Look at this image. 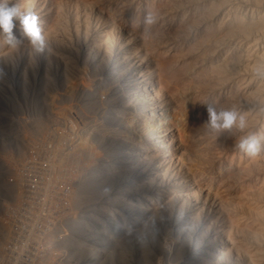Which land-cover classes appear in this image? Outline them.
<instances>
[{
    "label": "rangeland",
    "instance_id": "374dc122",
    "mask_svg": "<svg viewBox=\"0 0 264 264\" xmlns=\"http://www.w3.org/2000/svg\"><path fill=\"white\" fill-rule=\"evenodd\" d=\"M23 1L24 3L20 4L21 10H31L37 14L46 38L54 30V23L56 24L59 12L64 13L69 18L65 19L63 25L66 28V33H57V39L58 41L61 40V43L56 44L55 41L47 40L49 47L43 55L34 52L28 38L23 34L19 20H14L15 27L13 29V34L22 43L19 47L14 48L8 45L3 33L0 32V48L5 47L4 51L0 53V68L6 73V75L0 76V264H228L226 261L233 264H247L248 260L251 261V264H264L262 262L264 260V237H262L263 240L259 241L258 246L254 245L251 240L247 241L244 249L247 247L248 253L242 250V257L237 250L234 252V250L222 249L225 246L219 239V248L211 256L212 245L218 239L216 226L221 224L222 219L216 216L217 211L210 204H205L210 199L204 188V184H208L218 198L220 196L219 191L225 195L228 193L226 196L231 199L233 204L239 203L240 208L256 205L261 207L264 213V196L262 195L264 194V157H249L236 149L234 144L238 142L243 133L234 129L231 137L227 133L216 134V136L209 135L212 138L209 139V145L206 143V146L210 147L206 151L203 150L204 152L200 151V157L190 152L182 153L183 156L179 153V148L176 149L172 146L171 156H174V159H171L172 168L169 169L170 166H168L167 170L163 157H167L168 154L165 151V154H159L164 145H161L160 142L151 141L150 123L155 115L152 109L158 108H155L148 98L149 95L151 96L150 90L153 87L163 89L164 94L165 90L173 88L172 90H175L174 92L177 94L182 119L186 118L185 122L183 120L184 123L181 124L185 125L182 126L183 129L180 126L182 130L180 127L177 130L175 106L166 105L164 108L158 109V120H163V125L168 128L166 144L175 139L178 145L185 146L191 136V131H197L199 129L197 123L204 120L203 117L206 116L207 101H213L212 97L215 98L216 94L215 99L219 103L225 102L227 104L229 102L227 104L229 108L243 105L246 110L250 109L247 112L249 122L247 131L264 133V112L260 111L264 108V80L255 75V69L264 62V19L263 22H259V19L262 20L264 16V1L255 0L259 3L257 6L254 0H230V3H224L223 7L221 6L216 15L213 16L208 12L210 10L208 6L211 3H203L202 14H204H201L200 18H205L208 15L207 19L212 20L210 21L212 24L210 25L208 21L209 25L207 23V27H202V29L207 31V34L217 29L218 32H221V37L222 33L225 35L222 38L220 36L212 37V40L218 43L215 47L211 46L209 43L211 41L208 39L207 49L204 45L206 33L201 27L190 32L192 35L190 34L186 40L170 39L179 28L181 30L184 27V24L182 27V24L172 23L175 25L174 30L171 25H161L163 23L160 20L161 15L167 16L164 7L169 4V0H144V2L143 0H99L101 3L98 0ZM214 1L216 3V0H212V2ZM221 1L217 0L218 4ZM9 2L11 6L17 4L18 0H9ZM134 2L135 4H133ZM99 5H102L101 7L104 9L106 8L107 12L98 10ZM149 8L151 10L158 9L156 12L158 11V17L160 16L161 26L158 25L159 20L158 27L156 24L154 27L149 26L151 27L150 31L152 30L151 33L155 31L153 38L155 37L156 40L155 38L149 40L151 37L145 36L142 32H145V26L142 22L143 14ZM87 10L88 12H86ZM235 10L239 20L243 19L244 23L249 19L255 21L254 23L249 21L253 24H248V22L244 26L238 24L240 21L237 20L239 26L237 25L236 29L242 28L244 33L241 29V33L237 32L230 35L231 31L228 32L227 27L231 30L228 25L237 18ZM90 15L93 19L96 16V22L102 20L103 23L104 21L109 23L108 16L113 15H115L113 17L117 16L119 19H116L120 22H123L118 21L119 23L116 24L110 22L112 25L104 23L107 26L103 27L105 33L101 34L103 37L101 46L91 31ZM100 15L103 18L99 17ZM104 15H107L106 18ZM232 16H234L233 20H231ZM135 17L141 21H137ZM244 17L248 20H245ZM213 18L215 22L217 21L216 24ZM126 20L128 22H125ZM229 20L231 21L227 23ZM138 22H142L141 31ZM212 25H216V28ZM255 25L256 27H254ZM168 26L169 28H167ZM136 28L138 30H135ZM245 28L247 29L245 30ZM253 28L256 30H252ZM162 29L168 34L163 33ZM59 33L62 37L58 35ZM170 33L172 34L170 35ZM156 34L162 35V37L159 38ZM128 36L133 38V44L126 50L127 53L138 52L146 60L153 47L151 52L156 51L157 54H154L158 55L157 67L154 68L153 66L151 77L147 82L151 89L144 87L143 81H141L143 75L140 74L137 65H134V70H131L130 66L122 61L125 59L122 53H124ZM202 36L204 37L202 38L203 41H199ZM164 37L163 41L161 38ZM217 37L221 39L216 41ZM144 40H147V43L152 42L150 50H148L149 46ZM196 40L199 41L198 43L195 42L197 44L191 43ZM122 42L125 44H121ZM171 43L173 45L176 43V46H172ZM227 43H230V48ZM193 46L197 47V50ZM226 46L229 48L227 53L224 52L228 49ZM95 48L96 50L102 48V50L99 52V49L97 52ZM187 48H189L188 51ZM192 49H195V52ZM182 50L186 52H184L186 55L182 54L185 59L176 62L178 64L173 70L174 73L164 71L166 64H171V60L180 58L181 53L179 54V52L183 53ZM189 52L195 53L194 55L191 54L195 59L191 62L198 60L200 64L190 63L189 60H192V57ZM227 54L231 55V58L233 54L236 55H233V59L230 60ZM208 56H212L213 60H207L206 63L205 58ZM187 59L188 61H186ZM229 60L233 65H235L234 63L236 65H232V71H222V65L225 62H230ZM210 61H213L214 64L212 65L213 62L209 63ZM128 62L131 65L129 58ZM181 62H183L184 67L180 65ZM204 64L208 66L204 67ZM181 66L187 71L181 69ZM188 66L191 69H187ZM201 66L203 72H200ZM178 68L185 73V79L184 81L181 80L180 83L172 79L176 76L175 72L177 74ZM208 68L213 72L209 73ZM159 72H162L161 75H163L161 76ZM217 73L221 74L219 75L221 81L218 78L217 80L216 76L211 79L209 75L213 76ZM209 77L212 80L210 81L211 87L208 85ZM193 79L194 81H192ZM196 81L197 83H195ZM173 82H178L177 84L180 85ZM205 82L206 84H204ZM172 85H177L179 88L182 86V89ZM185 85L186 87L187 85L194 86L192 90H189L193 93L189 92ZM201 86H204V89L201 92L197 91L202 88ZM213 87L214 89H211ZM207 88L211 92L208 90L205 92ZM142 93L145 97L142 96ZM189 93L190 96L188 97ZM197 94L202 98H199ZM208 95L211 96L210 99L207 98ZM139 97H143V100H140ZM217 101L215 104H218ZM193 104L198 105L196 106V113L199 112L197 113L198 120L202 116L200 121L197 120L195 105ZM203 104L206 109L201 106ZM35 119L40 120L37 123ZM190 120H193L194 124L193 121L190 123ZM186 121L188 122L186 123ZM186 125L189 126L187 129ZM34 127L35 130H33ZM209 136L208 138H210ZM159 147H161L160 150ZM145 148L148 149L147 152ZM210 150H212L211 153ZM75 157L77 159L73 161ZM86 157L90 160H87ZM78 158H80L79 161ZM91 159L94 161L93 163ZM208 159H213L211 161L213 164ZM205 162L210 163L211 166L208 163L206 165ZM95 166L96 169L99 167L97 169L99 171L98 179L92 178V168ZM208 167L210 169L205 170ZM212 167L214 172H218L211 171ZM254 167L257 169L255 170ZM173 169L178 170L180 177H175ZM240 171L243 172L239 173ZM244 172L245 174L241 177ZM213 174L214 176L209 179V176ZM237 174L241 175L238 177ZM244 176L249 177L244 178ZM177 178H181V182H177ZM184 180L192 185L194 193L198 195V201L189 195L185 189L187 184L182 183ZM241 182L243 183L241 184ZM230 183H234L235 186ZM81 187L84 188V192L81 191ZM87 187H96V189L91 191ZM241 187L249 190L246 191ZM260 196H263V199H260ZM211 197L216 201L214 195ZM204 199H208L207 202ZM240 199L243 200L240 201ZM245 199H248L249 202H247L248 200L245 202ZM238 219L243 222L245 229L257 231V229L262 228L264 230V222H260V225L256 219L252 218L251 220V217L247 218L243 214H240ZM145 222H147V227H145ZM130 226L136 230L132 234L128 232ZM97 233L98 235H96ZM239 235L241 232L238 233ZM241 236H239L240 239H242ZM251 251L252 253H250ZM254 254L255 256H253Z\"/></svg>",
    "mask_w": 264,
    "mask_h": 264
},
{
    "label": "bare ground",
    "instance_id": "6f19581e",
    "mask_svg": "<svg viewBox=\"0 0 264 264\" xmlns=\"http://www.w3.org/2000/svg\"><path fill=\"white\" fill-rule=\"evenodd\" d=\"M33 2H34V0H32ZM36 1V0H35ZM99 1V0H98ZM170 1V2H169ZM168 2H169V4L166 6V7H164L165 9L164 10H166V14H167V16H164L163 17V15H161L162 17H161V22H163V23H161V25L162 24H165V26L166 25H171L173 28V30H174V26L175 25H173L172 23H176V25H181L182 24V27H183V24H184V27L183 28H181V30H179L178 29V27L176 26V28L178 29L176 32H175V34L173 35V36H171V40L172 39H180V40H186L187 38H188V36H190V34L192 35V33H190V32H192L193 30H197L198 28H200L201 27V29H202V27L204 28V27H207V23H208V21L210 22V21H212V20H208L207 19V17H208V15H207V17L205 16V18H200L201 17V14H202V10H203V8H202V6H203V3L204 4H206L207 2H210L211 4L208 6V8L210 9L208 12H209V14L210 15H216V13H217V11L219 10V8L224 4V3H226V2H228V3H230L229 1L230 0H220L221 2H219V4H218V2H217V0H216V3H215V1L214 2H212V0H169ZM237 1V0H236ZM240 1V0H239ZM247 1V0H246ZM251 1V0H250ZM264 1V0H263ZM15 2V1H14ZM100 2V1H99ZM103 2V1H102ZM111 2V1H110ZM132 2V1H131ZM138 2V1H137ZM143 2H144V0H143ZM168 2H166V3H168ZM24 3V1L23 0H18V3L17 4H23ZM65 3V2H64ZM97 3V2H96ZM101 3V2H100ZM165 3V4H166ZM227 3V4H228ZM235 3V2H234ZM254 3L257 5V6H259V3H258V1H255L254 0ZM261 3V2H260ZM34 4H36V3H34ZM104 4H106V3H104ZM133 4H135V2L133 3ZM137 4V3H136ZM208 4V3H207ZM216 4V5H215ZM240 4H241V2H240ZM96 5V4H95ZM130 5V4H129ZM229 5V4H228ZM232 5H234L233 3H232ZM32 6V5H31ZM102 5H99L98 7H97V9L98 10H100V11H106L107 12V10H105L104 8H102L101 7ZM104 6H107V5H104ZM131 6V5H130ZM165 6V5H164ZM206 6V5H205ZM225 6H226V4H225ZM235 6V5H234ZM256 6V7H257ZM261 6V5H260ZM95 7V6H94ZM153 7V6H152ZM204 7V6H203ZM223 7V6H222ZM229 7V6H228ZM36 8V7H35ZM86 8V7H85ZM90 8V7H89ZM132 8V7H131ZM207 8V7H206ZM251 8H252V6H251ZM259 8V7H258ZM150 10H151V8H149ZM149 9H146V11H148ZM161 9H163L162 7H161ZM237 9V8H236ZM153 10V9H152ZM156 10H158V9H156ZM155 10V11H156ZM160 10V9H159ZM259 10V9H258ZM60 11V10H59ZM90 11V10H89ZM93 11V10H92ZM162 11V10H161ZM204 11H206V10H204ZM222 11V10H221ZM232 11V10H231ZM238 11V10H237ZM244 11V10H243ZM63 12V11H62ZM86 12H88V10L86 11ZM94 12V11H93ZM109 12V11H108ZM208 12H206L207 14H208ZM235 12V15L236 14H238V13H236V10L234 11ZM251 12V11H250ZM250 12H249V14H250ZM263 12V11H262ZM120 13V12H119ZM157 13H158V11H157ZM165 13V12H164ZM219 13H220V11H219ZM233 13V12H232ZM241 13V12H240ZM243 13V12H242ZM88 14V13H87ZM90 14V13H89ZM91 14H94V13H91ZM101 14V13H100ZM103 14H105V13H103ZM110 15H111V13H109ZM113 14V13H112ZM123 14V13H122ZM159 14H161V13H159ZM204 14V13H203ZM202 14V15H203ZM227 14V13H226ZM234 14V13H233ZM257 14H259V13H257ZM76 15V14H75ZM74 15V16H75ZM77 15H79V14H77ZM102 15V14H101ZM101 15L99 16V17H101ZM118 15V14H117ZM123 15H125V14H123ZM122 15V16H123ZM127 15V14H126ZM143 15H145V13L143 14ZM142 15V16H143ZM191 15V16H190ZM206 15V14H205ZM221 15V14H220ZM67 15H65L64 13H60L59 12V15L57 16V20H56V24L54 23V25H55V28H54V30L52 31V32H50L47 36V40H52L53 42L55 41L56 42V44L58 43H61V40L60 41H58V39H57V33L58 32H65L66 33V28H64L63 27V25H64V23H65V19H68L67 17H66ZM74 16H73V18H74ZM88 16V15H87ZM97 16H98V14H97ZM103 16V15H102ZM105 16V15H104ZM107 16V15H106ZM106 16H105V18H106ZM113 16H115V15H113ZM113 16H108V18H109V20H110V22L112 23V24H116V23H119L120 21L118 20L119 18L116 16V17H113ZM119 16V15H118ZM121 16V17H122ZM192 18H190V17ZM237 16V18L236 19H234L233 20V18H234V16H232V19L231 20H233V22L231 21V20H229L227 23H229L230 21V23H232V24H227L228 26H230V29L231 30H229L228 29V27H227V30H228V32H230L229 34L230 35H232L233 33H237V32H240L241 33V29L240 30H238V29H236L237 28V25L240 23L241 25H244L245 26V24L246 23H248L249 21H252L251 19H249V21H247L246 23H244V21H243V19L242 20H239V17H238V15H236ZM241 16H242V14H241ZM72 17V16H71ZM70 17V18H71ZM85 17V19H86V16H84ZM94 17V16H93ZM96 17V16H95ZM95 17H94V19L91 17V15L89 16V24L91 23V31L93 32V34L96 36V38L98 39V42L101 44V43H103V37H102V33H105V29L103 28V27H106L107 25H104V23L105 24H109V23H107V22H105L104 21V23L103 22H101L102 20H97V22L95 21ZM120 17V16H119ZM126 17V16H125ZM160 17V16H159ZM203 17V16H202ZM217 17H219V16H217ZM227 17V16H226ZM225 17V18H226ZM255 17V16H254ZM257 17H259L260 18V16L259 15H257ZM101 18H103V17H101ZM116 18H118V19H116ZM136 19H137V17H135ZM139 18V17H138ZM143 18H144V16H143ZM224 18V17H223ZM245 18V17H244ZM99 19V18H98ZM127 19H128V17H127ZM136 19H134V20H136ZM140 19H142V17H140ZM207 19V20H206ZM220 19V18H219ZM227 19V18H226ZM240 19H241V17H240ZM248 20V18H245V20ZM253 19V18H252ZM256 19V18H255ZM263 19H264V16L262 17V20L261 19H259V22L261 23V21L263 22ZM46 20V22H47V18L45 19ZM87 20V19H86ZM108 20V19H107ZM159 20V19H158ZM160 20H159V23H158V25H160ZM216 20H218L217 18H216ZM228 20V19H227ZM237 20H239L240 22H238V24H237ZM258 20V19H257ZM256 20V21H257ZM119 21V22H118ZM137 21H141V20H139V19H137ZM213 21H214V18H213ZM219 21H221V19L219 20ZM254 21L255 20H253L252 22L254 23ZM45 22V23H46ZM123 22V21H122ZM122 22H120V23H122ZM125 22H128L127 20L125 21ZM142 22H143V20H142ZM142 22L140 23V22H138V23H140V25H139V29H140V31H141V28L140 27H142L143 25H142ZM215 22V21H214ZM217 22V21H216ZM216 22H215V24H216ZM223 22H225V21H223ZM42 23V22H41ZM110 23V25H112ZM251 22H249L248 24H250ZM253 23H251V24H253ZM260 23H258V24H260ZM88 24V25H89ZM123 24H125V23H123ZM131 24V23H130ZM134 24V23H133ZM136 24V23H135ZM212 24V22H210V25ZM218 24V23H217ZM226 24V23H225ZM247 24V25H248ZM256 24H257V22H256ZM54 25H52V26H54ZM68 25V24H67ZM160 25V26H161ZM208 25H209V23H208ZM220 25V24H219ZM218 25V26H219ZM226 25V26H227ZM246 25V26H247ZM66 26V25H65ZM137 26V25H136ZM156 26H157V24H156ZM159 26V27H160ZM169 26L167 27V28H169ZM212 26H214L215 28H216V25H212ZM217 26V27H218ZM239 26V25H238ZM45 27H47L46 25H45ZM63 27V28H62ZM66 27H68V26H66ZM90 27V26H89ZM114 27V26H113ZM152 27H154V25L152 26ZM158 27V26H157ZM157 27H155L156 29H161V28H157ZM213 27V28H214ZM251 27H253V26H251ZM254 27H256V25L254 26ZM262 27V26H261ZM73 28V27H72ZM110 28H112V27H110ZM135 28V27H134ZM143 28V27H142ZM149 28H151V27H149ZM154 28V29H155ZM165 28V27H164ZM240 28V27H239ZM258 28V27H257ZM264 28V27H263ZM262 28V29H263ZM43 29V28H42ZM53 29V28H52ZM154 29H153V31H154ZM200 29V30H201ZM207 29V28H206ZM211 30H212V28H210ZM247 28H245V30H246ZM251 29V28H250ZM249 29V30H250ZM45 30V29H44ZM99 30H101V31H99ZM108 30H109V28H108ZM107 30V31H108ZM132 30H134V29H132ZM135 30H138L137 28L135 29ZM167 30V29H166ZM170 30V29H169ZM199 30V31H200ZM203 30V29H202ZM201 30V31H202ZM207 30H209V29H207ZM210 30V31H211ZM214 30V29H213ZM248 30V31H249ZM252 30H256V29H252ZM258 30V29H257ZM16 31V30H15ZM152 31V30H151ZM161 31H163V29L161 30ZM161 31H159V32H161ZM204 32H205V30H203ZM217 31V33H215ZM219 30H215V31H211V33H209V34H207L208 32L206 31L205 33H206V36H205V41H204V45H205V47H206V43H208L209 41H207L208 39L211 41V42H209V43H211V46L213 47H215V46H217L218 45V43L217 42H215V41H213L212 40V37H216V36H220L221 34V32H218ZM222 31H223V29H222ZM91 32V33H92ZM143 33H144V31H142ZM155 32V31H154ZM154 32H152L153 33V35L152 36H150L151 37V39H149V40H152V38H153V36L155 35L154 34ZM156 32L158 33V31L156 30ZM203 32V33H204ZM224 32V31H223ZM225 32L227 33V31L225 30ZM242 32H243V29H242ZM258 32H260V31H258ZM64 33V34H65ZM137 33H139L138 31H137ZM163 33H167V32H164L163 31ZM239 33V34H240ZM244 33V32H243ZM247 33V32H246ZM254 33V32H253ZM2 34V33H1ZM106 34H107V32H106ZM109 34H110V32H109ZM161 34V33H160ZM168 34V33H167ZM172 33H170V35H171ZM228 34V33H227ZM59 36H61L62 37V35H60V33L58 34ZM156 35H158V34H156ZM165 35V34H164ZM170 35H169V37H170ZM203 35V34H202ZM223 35H224V33H222V37H223ZM243 36H244V34H242ZM256 35V34H255ZM261 35V34H260ZM58 36V37H59ZM64 36V35H63ZM160 36L162 37V35H158V37L160 38ZM165 36H167V35H165ZM225 36V35H224ZM238 36V35H237ZM240 36V35H239ZM67 37H68V35H67ZM105 37V36H104ZM221 37V36H220ZM221 37V38H222ZM155 38V37H154ZM153 38V39H154ZM202 38H204L203 36L202 37H200V40L199 41H201L202 40ZM221 38H218L217 37V39H215L216 41L218 40V39H221ZM227 38H228V36H227ZM2 39V38H1ZM59 39H61V38H59ZM66 39V38H65ZM97 39H95V40H97ZM106 39H108V38H106ZM162 40L163 39H165V37L164 38H161ZM168 39V38H167ZM192 39V38H191ZM95 40H94V43H95ZM155 40H156V38H155ZM162 40H158V41H162ZM179 40V41H180ZM237 40V39H236ZM4 41V40H3ZM2 41V42H3ZM104 41H105V39H104ZM126 41H127V43H126V47H124V53H122L124 56H125V59H122V61H125V63L128 65V66H130V68H131V70H134L133 68H134V65H137V67H138V69H139V71H140V74H142L143 76H142V80L141 81H143V84H144V87L146 88V89H151V88H149L148 87V85H149V83H147L148 82V80L150 79V77H151V74H152V70H153V66H154V68H156L157 67V65H156V60H157V56L158 55H155L154 53H156V51L155 52H151L152 51V48L150 47V45L152 46V42H150V43H147V40L145 41L146 43H147V45L149 46L148 48V50H150V48H151V50L149 51L150 53H148V57H147V59L145 60L142 56H140L139 55V53L138 52H134V54H130V53H127V49H129L130 48V45L131 44H133V38L131 37V36H128V38L126 39ZM157 41V42H158ZM164 41V40H163ZM166 41V40H165ZM188 41V40H187ZM189 41H191V40H189ZM198 41V42H199ZM203 41V40H202ZM223 41V40H222ZM1 42V41H0ZM156 42V41H155ZM195 42H197V40L196 41H194V42H191V43H195ZM197 42V43H198ZM213 42H214V45H213ZM227 42V41H226ZM5 43V42H4ZM93 43V44H94ZM106 43V42H105ZM125 44V42H122L121 44ZM153 43H154V41H153ZM190 43V45L192 46V44ZM197 43H195V44H197ZM202 43V42H201ZM216 43V44H215ZM220 43V42H219ZM92 44V43H91ZM98 44V43H97ZM144 44V43H143ZM159 44V43H158ZM172 44V46H176V43H175V45H173V43H171ZM178 44V43H177ZM181 44H182V42H181ZM194 44V45H195ZM228 44V43H227ZM142 45V44H141ZM154 45H156V44H154ZM169 45H170V43H169ZM180 45V44H179ZM209 45V44H208ZM222 45V44H221ZM229 46V48H230V43L228 44ZM100 46V45H99ZM101 46H102V44H101ZM105 46V45H104ZM161 46V45H160ZM163 46V45H162ZM164 46H167V45H164ZM225 46V45H224ZM223 46V47H224ZM3 47V46H2ZM93 47V46H92ZM94 47H96V46H94ZM120 47V46H119ZM139 47H141V46H139ZM146 47V46H145ZM200 47H202V46H200ZM208 47V46H207ZM207 47H206V49H207ZM227 47V46H226ZM225 47V48H226ZM227 47V48H228ZM5 48V47H4ZM4 48H0L1 50H0V53H1V51H4L3 49ZM97 48V47H96ZM96 48H95V50H96ZM105 48V47H104ZM123 48V47H122ZM142 48V47H141ZM155 48H156V46L154 47V50H155ZM159 48V47H158ZM167 48V47H166ZM193 48H195L194 46H193ZM197 48V47H196ZM195 48V49H196ZM217 48V47H216ZM222 48V47H221ZM229 48L228 49H226V50H224V52H226L227 50H229ZM100 48H98L96 51L98 52V50H99ZM162 49H164V48H162ZM188 49L189 48H187L186 50L188 51ZM194 49V50H195ZM203 49V48H202ZM205 49V48H204ZM203 49V50H204ZM210 49H211V47H210ZM220 49V48H219ZM102 50V48L99 50V52ZM166 50V49H165ZM193 50V49H192ZM193 50V51H194ZM197 50V49H196ZM200 51H201V49H199ZM216 50V49H215ZM218 50V49H217ZM104 51V50H103ZM183 51V50H182ZM209 51V50H208ZM107 52V51H106ZM158 52V51H157ZM184 52L185 51H183V53L182 52H179V54L181 53V56H180V58L178 57V56H176V57H178V59H176V60H174V61H170V63L171 64H169L168 62V64H166V66L164 67V68H166V70H164V71H167V72H170V71H172L173 72V70H175L176 69V65L178 64V63H176V62H180L181 61V59H185L184 58V56H182V54H184ZM195 52V51H194ZM190 53V56H191V54H195V53ZM206 52H207V50H206ZM211 52V51H210ZM186 53V52H185ZM198 53H199V51H198ZM202 53V52H201ZM207 53H209V52H207ZM227 53V52H226ZM103 54V53H102ZM157 54V53H156ZM158 54H159V52H158ZM178 54V55H179ZM184 55H186V54H184ZM188 55V54H187ZM198 55V54H197ZM199 55H202V54H199ZM228 56V58L231 60V59H233V57L236 55V54H233L232 55V58H231V55H229V54H227ZM95 57V56H94ZM129 58V60H130V63H131V65H129V62H128V58ZM130 57H133L132 59L130 58ZM192 57V60H189L190 61V63H193V64H195V63H198L199 61L197 60V62H191V61H193V56H191ZM190 57V58H191ZM195 57V56H194ZM206 57H207V55H206ZM214 57V56H213ZM165 58V57H164ZM175 58V57H174ZM186 58H187V56H186ZM189 58V59H190ZM197 58V57H196ZM202 58V57H201ZM205 58V57H204ZM216 58V57H215ZM214 58V59H215ZM237 58V57H236ZM172 59V58H171ZM206 60H205V62L207 63V60H211L212 59V56H208V58H205ZM168 60V59H167ZM195 60V59H194ZM213 60V59H212ZM229 60V61H230ZM234 60H235V58H234ZM186 61H188V59L186 60ZM202 62H203V59L201 60ZM200 61V62H201ZM227 61H228V59H227ZM236 61V60H235ZM234 61V62H235ZM238 61V60H237ZM261 61V60H260ZM184 62H185V60H184ZM204 62V63H205ZM213 61H210L209 63H212ZM183 62H181V64L180 65H184V64H182ZM238 64H239V62H237ZM258 63H260V62H258ZM264 63V62H263ZM263 63H262V65H263ZM162 64V63H161ZM189 64V63H188ZM198 64H200V63H198ZM214 64V62L212 63V65ZM235 65H236V63H234ZM237 64V65H238ZM179 65V66H180ZM186 65V64H185ZM203 65V64H202ZM210 65V64H209ZM232 62L230 61V62H225L223 65H222V67H223V69H222V71H224V70H226V71H230L231 70V68H232ZM235 65H233V66H235ZM251 66H252V63L250 64ZM257 65V64H256ZM260 65H261V63H260ZM181 66V67H182ZM199 66V65H198ZM206 66H208L207 64L205 65L204 64V67H206ZM217 66V65H216ZM257 66H259V64L257 65ZM256 66V67H257ZM162 68H163V65L161 66ZM168 67V68H167ZM184 67V66H183ZM181 68V69H184L185 70V68ZM190 67H191V65H190ZM189 66L187 67V69L189 68V69H191ZM192 67H194V65H192ZM202 67V66H201ZM200 67V68H201ZM162 68H160V69H162ZM180 68V67H179ZM178 68V70H180ZM195 68V67H194ZM198 68V67H197ZM199 68V69H200ZM210 68V67H209ZM208 68V70L210 71L211 69H209ZM212 68V67H211ZM214 68V67H213ZM253 68V67H252ZM198 69V70H199ZM207 69V68H206ZM215 69V68H214ZM218 69V68H217ZM247 69V68H246ZM163 70V69H162ZM178 70H177V74H176V72H175V77H174V75H173V77L174 78H172L173 79V81H178L179 83H180V81L181 80H183L184 81V79H185V73L182 71L181 72V70H180V72H178ZM233 70H235V69H233ZM160 71V70H159ZM164 71H162V72H164ZM185 71H187V70H185ZM189 71V70H188ZM204 71H206V70H204ZM215 71V70H214ZM232 71V70H231ZM162 72H159V74L161 75V73ZM167 72H166V75H167ZM200 72H203V67H202V69H200ZM213 72V71H212ZM211 71L209 72V73H212ZM220 72H221V69H220ZM225 72V71H224ZM241 72V71H240ZM254 72V71H253ZM174 73V72H173ZM205 73V72H204ZM203 73V74H204ZM229 73V72H228ZM228 73H226V75H228ZM233 73V72H232ZM169 74V73H168ZM171 74V73H170ZM206 74H208V72L206 71ZM205 74V75H206ZM231 74V73H230ZM163 75V74H162ZM161 75V76H162ZM188 75H190V74H188ZM204 75V76H205ZM210 75V77H211V79H212V77H215L216 79L218 78L219 79V75H221L220 73L218 74L217 73V75L216 74H212L213 76H211V74H209ZM222 75H223V73H222ZM232 75V74H231ZM160 76V77H161ZM169 76V75H168ZM168 76H166V77H168ZM210 77H209V84L208 85H210V81H212V80H210ZM228 77V76H227ZM233 77H234V75H233ZM170 78V77H169ZM168 78V79H169ZM223 78H225V77H223ZM161 79H162V77H161ZM164 79H165V76H164ZM217 79V80H218ZM229 79V78H228ZM232 79V78H231ZM234 79V78H233ZM167 80V79H166ZM187 80H189V79H187ZM198 80V79H197ZM220 80V79H219ZM224 80V79H223ZM74 81V80H73ZM192 81H194V79L192 80ZM191 81V82H192ZM206 81V80H205ZM213 81H215V80H213ZM221 81V80H220ZM226 81V80H225ZM177 82V83H178ZM188 82V81H187ZM190 82V83H191ZM224 82V81H223ZM230 82V81H229ZM45 83V82H44ZM174 83V82H173ZM176 82L174 83V84H177ZM181 83H183V82H181ZM195 83H197V81L195 82ZM202 83V82H201ZM207 83H208V81H207ZM220 83H222V82H220ZM219 83V84H220ZM224 83H227V82H224ZM169 84V83H168ZM194 84V83H193ZM200 84V83H199ZM199 84H198V86H199ZM204 84H206V82L204 83ZM211 84H213V83H211ZM217 84H218V81H217ZM246 84V83H245ZM177 85H180V84H177ZM177 85H172L173 87H177ZM182 85V84H181ZM214 85V84H213ZM223 85V84H222ZM221 85V86H222ZM229 85V84H228ZM197 86V85H196ZM195 86V87H196ZM217 87H218V85H216ZM215 86V87H216ZM143 87V88H144ZM182 87V86H181ZM179 88V86L177 87V88H179L180 90L182 89V88ZM202 87V86H201ZM206 87H209V86H207L206 85ZM210 87H211V85H210ZM224 87H225V85H224ZM185 88L186 89H188V91L189 90H192L193 88H194V86H192V85H187V87H186V85H185ZM218 88H220V87H218ZM222 88H223V86H222ZM260 88V87H259ZM263 88V87H262ZM167 89H168V87H167ZM173 88H171V89H168V90H165L164 92H165V94L162 92V90H160V88L158 89V88H156V87H153V89H151L150 90V93H151V96L149 95L148 96V98H149V101L151 102V104L155 107V108H164L166 105H170V106H175V111H176V113H177V118H176V121H177V123H176V121H174L176 124H177V130H178V128L181 126H185V125H181L182 123H184L185 122V119H182V114H181V108H180V105H179V102H178V97H177V94H176V92H174L175 90H172ZM178 89V90H179ZM184 89V88H183ZM198 89H200V88H198ZM204 89V86L200 89V90H197V91H200L201 92V90H203ZM209 88H207V89H205L204 91L205 92H208V91H210V90H208ZM211 89H214V87L213 88H211ZM261 89V88H260ZM208 90V91H207ZM218 90V89H217ZM264 90V89H263ZM263 90H261V91H263ZM184 91H185V89H184ZM213 91V90H212ZM216 91V90H215ZM220 91V90H219ZM218 91V92H219ZM182 93H183V91H181ZM189 92H192L193 93V91H189ZM196 92V91H195ZM211 92V91H210ZM209 92V93H210ZM217 92V93H218ZM221 92V91H220ZM237 92V91H236ZM255 92H257L256 90H255ZM213 93H214V91H213ZM212 93V94H213ZM260 93V92H259ZM185 94V93H184ZM183 94V95H184ZM199 94V93H198ZM197 94V95H198ZM218 94H220V93H218ZM255 94V93H254ZM253 94V95H254ZM258 94V93H257ZM144 95H146V93L144 92ZM143 95V93H142V96H144ZM178 95H181V94H178ZM186 95V94H185ZM194 95V94H193ZM196 95V94H195ZM203 95H205V93H203ZM202 95V96H203ZM211 95V94H210ZM217 95V94H216ZM215 95V98L217 97ZM253 95H252V97H253ZM190 96V93H189V95H188V97ZM207 96V95H206ZM206 96H205V98H206ZM219 96V95H218ZM258 96H260V95H258ZM145 97V96H144ZM182 97V96H181ZM198 97H199V95H198ZM257 97V96H256ZM143 98V97H142ZM142 98H140L139 97V99L140 100H143ZM179 98H180V96H179ZM199 98H202L201 96L199 97ZM207 98H211V96L209 97V95H208V97ZM214 97H212V100L213 101H207L208 103V105H214L215 107H217L218 109L219 108H221V107H223V108H229V107H227V104L229 103H227V104H225V102H218L217 101V99H215V101H217L218 102V104H215V101H214V99H213ZM233 98V97H232ZM261 98V97H260ZM193 99H195V97H193ZM192 99V100H193ZM223 99V98H222ZM234 99V98H233ZM250 99H253V98H251L250 97ZM181 100V99H180ZM204 100V99H203ZM205 100H207V99H205ZM220 100V99H219ZM248 100H249V98H248ZM263 100V99H262ZM183 101V100H182ZM196 101V100H195ZM199 101V100H198ZM197 101V102H198ZM221 101V100H220ZM223 101V100H222ZM250 101H252V100H250ZM254 101V100H253ZM256 101V100H255ZM197 102H195V103H197ZM201 102V101H200ZM199 102V103H200ZM206 102V101H205ZM214 102V103H213ZM264 102V101H263ZM182 102H180V104H181ZM192 103V102H191ZM198 103V105H200ZM250 103V102H249ZM257 104H258V102H256ZM183 104V103H182ZM263 104V103H262ZM185 105V104H184ZM193 105H195V104H193ZM192 105V106H193ZM198 105H195V113H196V106H198ZM202 107H204V104L203 105H201ZM185 107V106H184ZM183 107V108H184ZM200 107V106H199ZM202 107H201V109H202ZM206 108H207V106H205ZM204 107V108H205ZM186 108V107H185ZM198 108V107H197ZM205 108V109H206ZM158 109H152L154 112H155V115L152 117L153 119H152V122L150 123V125H151V136H152V139H151V141L153 140V142L155 143V142H160V143H162L161 145H164V147L162 148V150L161 151H159L160 150V148L161 147H159V154H165L164 153V151L168 154V156L167 157H163L164 158V161H165V163H166V169L168 170V166H170V168L169 169H171L172 167H171V159H174V156H171V148H172V146H174L176 149H178V151H179V153H184V152H186V153H192V154H194V155H196V156H198V157H200V151H202V152H204L203 150H208V148L210 147H207L206 145L208 144V142H209V139H211L212 137H210L209 135H211V134H209L208 133V130L205 128V127H203V126H201L202 125V123L207 119V110H206V113H205V111L203 112V113H205L206 114V116H204L203 117V119L204 120H202V121H200V119L202 118V116L200 117V119L198 120V114L197 113H199V112H197L196 113V115H197V120L198 121H200V122H198L197 123V125H198V127H199V129L197 130V131H191V136L189 137V139H188V141H187V143H186V140H185V146L183 145V146H180V145H178V142H176V140L174 139H172L171 140V142L168 144H166V142H165V139H166V131H168V128L165 126V125H163L164 123H163V120H158L159 118L157 117L158 116V114H159V110ZM187 109V108H186ZM193 109V108H192ZM185 110V109H184ZM187 110H189V109H187ZM199 110V109H198ZM153 112V113H154ZM186 112V111H185ZM194 112V111H193ZM257 112V111H256ZM182 113H183V111H182ZM189 113H192V111L190 112L189 111ZM188 113V114H189ZM164 114V113H163ZM184 114V113H183ZM185 115H186V113H185ZM184 115V116H185ZM186 116H188V115H186ZM192 116V115H191ZM264 117V116H263ZM190 118V117H189ZM160 119H162V118H160ZM192 119H194V118H192ZM36 120V119H35ZM40 119H38V120H36L37 121V123H38V121H39ZM183 120H184V122H183ZM195 120V119H194ZM193 121V120H192ZM192 121L190 120V123H192ZM196 121V120H195ZM41 122V121H40ZM188 121H186V123H187ZM36 123V122H35ZM189 123V124H190ZM193 124H194V121H193ZM32 125V124H31ZM37 125V124H36ZM35 125V126H36ZM40 125V124H39ZM41 125H42V123H41ZM43 126V125H42ZM187 126L188 125H186V129H187ZM193 126V125H192ZM196 126V125H195ZM264 126V125H263ZM174 127H175V125H174ZM181 127H180V129H181ZM189 127V126H188ZM197 127V128H198ZM39 128V127H38ZM38 128H37V130H38ZM190 128H192V127H190ZM195 128V127H194ZM252 128V127H251ZM36 128L34 127V129L33 130H35ZM182 129H183V127H182ZM181 129V130H182ZM185 129V128H184ZM193 129V128H192ZM249 129V128H248ZM32 130V129H31ZM191 130V129H190ZM200 130V131H199ZM180 131V130H179ZM204 132V133H202V132ZM257 131V130H256ZM262 131V130H261ZM184 132H185V130H184ZM186 132H187V130H186ZM190 132V131H189ZM41 133H42V131H41ZM182 133H183V131H182ZM188 133V132H187ZM186 134V133H185ZM205 135H207V136H205ZM219 135V134H218ZM150 136V135H149ZM208 136L210 137V138H208ZM216 136V135H215ZM234 136V135H233ZM146 137V136H145ZM221 137H223V136H221ZM215 138V137H214ZM213 138V139H214ZM220 138V137H219ZM226 138H227V136H226ZM180 139V138H179ZM186 139H187V136H186ZM221 139V138H220ZM232 139V138H231ZM214 140H216V139H214ZM219 140V139H218ZM223 140V139H222ZM234 140V139H233ZM231 141V140H230ZM211 143H212V140L210 141ZM214 142V141H213ZM215 142H217V141H215ZM234 142V141H233ZM146 143V142H145ZM207 143V144H206ZM230 143V142H229ZM147 144V143H146ZM149 144V143H148ZM217 144V143H216ZM152 145H153V143H152ZM207 147V149L205 148V146ZM209 145V144H208ZM218 145V144H217ZM220 145V144H219ZM204 146V147H203ZM205 148V149H204ZM217 148V147H216ZM232 148V147H231ZM152 149V148H151ZM212 149H213V147H212ZM145 150H146V152L148 151V149L147 148H145ZM211 151L212 150H210V153H211ZM217 151V150H216ZM177 152V151H176ZM191 154V155H192ZM183 155V154H182ZM189 155V154H188ZM193 155V156H194ZM201 155H202V153H201ZM206 155V154H205ZM226 155V154H225ZM184 156V155H183ZM182 156V157H183ZM185 156H187V155H185ZM209 156V155H208ZM207 156V157H208ZM89 157V156H88ZM189 157V156H188ZM191 157V156H190ZM189 157V158H190ZM195 157V156H194ZM213 157V156H212ZM84 158V157H83ZM87 158V157H86ZM75 159H77V157H75L74 159H73V161L75 160ZM79 159L80 158H78V161H79ZM90 160V158H87V160ZM159 159V158H158ZM183 159V158H182ZM200 159V158H199ZM211 159V158H210ZM210 159H208V160H210ZM229 159V158H228ZM93 160H94V158H93ZM92 159H91V161H92V163L94 162ZM198 160V159H197ZM197 160H195V161H197ZM216 160V159H215ZM214 160V161H215ZM219 160V159H218ZM234 160V159H233ZM77 161V160H76ZM85 161V160H84ZM91 161H90V163H91ZM183 161V160H182ZM184 161H185V159H184ZM186 161H188V160H186ZM200 161V160H199ZM203 161V160H202ZM206 161H207V158H206ZM211 161H213V159L212 160H210L209 162H211ZM223 161H224V159H223ZM89 163V162H88ZM184 163V162H183ZM204 163V162H203ZM206 163V162H205ZM208 163V162H207ZM207 163H206V165H207ZM212 164H213V162H211ZM216 163V162H215ZM228 163V162H227ZM264 163V162H263ZM76 164V163H75ZM208 164H210V163H208ZM259 164V163H258ZM261 164V163H260ZM73 165V164H72ZM202 165V164H201ZM203 165H205V164H203ZM229 165H230V163H229ZM255 165H257V164H255ZM264 165V164H263ZM71 166V165H70ZM78 166V165H77ZM80 166V165H79ZM99 166H101V165H99ZM162 166L164 167V165L162 164ZM210 166H211V164H210ZM225 166V165H224ZM65 167V166H64ZM84 167V166H83ZM132 167V166H131ZM202 167H205V166H202ZM258 167V166H257ZM260 167V166H259ZM82 168V167H81ZM99 167H97V169H98ZM134 168V167H133ZM255 168V167H254ZM93 169V174H92V178L93 179H96L97 178V175H98V172L99 171H97V169H96V166L94 167V168H92ZM204 169V168H203ZM207 169H210V167H208V168H206L205 170H207ZM213 169V167L211 168V171H213L212 170ZM220 169V168H219ZM224 169V168H223ZM238 169V168H237ZM241 169V168H240ZM257 168H255V170H256ZM204 170V171H205ZM214 170H215V168H214ZM261 170H263V169H261ZM210 171V170H209ZM208 171V172H209ZM243 171H245V170H243ZM242 171V172H243ZM170 172V171H169ZM197 172V171H196ZM201 172H203V171H201ZM214 172V171H213ZM218 172V171H217ZM217 172H214V173H217ZM241 171L239 172V173H242ZM246 172H247V170H246ZM250 172V171H249ZM173 173H174V175H175V177H180V175H179V173H178V170L177 169H173ZM203 173H205V172H203ZM200 174V173H199ZM206 174V173H205ZM212 174V173H211ZM245 174V172L241 175V174H239V175H241V177L243 176ZM253 174V173H252ZM251 174V175H252ZM254 174H255V172H254ZM238 175V174H237ZM239 175H238V177H239ZM250 175V174H249ZM258 175V174H257ZM45 176V175H44ZM81 176V175H80ZM200 176H202V175H200ZM199 176V177H200ZM214 176V174L213 175H211V176H209V179L211 178V177H213ZM232 176V175H231ZM236 176V175H235ZM255 176V175H254ZM186 177V176H185ZM205 177H207V176H205ZM204 177V178H205ZM237 177V178H238ZM246 176H244V178H245ZM247 177H249V176H247ZM246 177V178H247ZM251 177V176H250ZM196 178V177H195ZM98 179V178H97ZM146 179V178H145ZM148 179H149V177H148ZM186 179H188V178H186ZM197 179V178H196ZM233 179H234V176H233ZM242 179V178H241ZM181 178L180 179H178L177 178V182L179 181V182H181ZM200 180V179H199ZM205 180V179H204ZM213 180V179H212ZM238 180H239V178H238ZM245 180V179H244ZM251 180H252V178H251ZM9 181V180H8ZM172 181V180H171ZM201 181H203V180H201ZM235 181V180H234ZM241 181V180H240ZM249 181V180H248ZM81 182V181H80ZM206 182V181H205ZM205 182H203V183H205ZM213 182H214V180H213ZM232 182V181H231ZM244 182V181H243ZM243 182H241V184L243 183ZM256 182V181H255ZM264 182V181H263ZM182 183H185V184H187V188H185L186 190H187V192H189V195L192 197V198H195V200L196 201H198V195H196L194 192V188H192V185H190L187 181H183ZM207 183V182H206ZM208 183H210V182H208ZM212 183V182H211ZM229 183V182H228ZM235 183H236V181H235ZM238 184H239V182H237ZM246 183H248V182H246ZM252 183V182H251ZM261 183H262V181H261ZM76 184H77V182H76ZM89 184H91V183H89ZM230 184H232V183H230ZM245 184V183H244ZM182 185V184H181ZM205 186H204V188H205V192L207 193V196L209 197V199H210V201L208 202V203H205L206 205L207 204H210L212 207H213V209L215 210V211H217L216 212V216L217 217H220L221 219H222V222H220L221 224L220 225H217L216 226V230H217V235H218V239L213 243L214 245H212V248H211V251H212V254H211V256L215 253V251H217V249L219 248L218 246H219V244H218V242H219V239H221V241L223 242V246H225V248L223 247H221L222 249H226V250H234V252L237 250V251H239L240 253V256H241V253H242V250H245L244 252H247L248 253V250L245 248L244 249V247H245V243L247 242V241H249V240H251L252 242H253V244L254 245H257L258 246V243H260L259 241H261V240H263V238L262 237H264L263 236V234H264V230L262 229V228H260L259 230L257 229V231H255V230H253V229H251V231H250V229H245L244 227H245V225L243 226V222H241L239 219H238V217H240V214H243L244 216H247V218L248 217H251V220H252V218H254V219H256L257 220V223H262V222H264V213H263V211H262V209H261V207L259 208V207H257L256 205L255 206H251L250 205V207L248 206L247 208H243L242 206V208H240L239 206H240V204L239 203H237V204H233V202L231 201V199L230 198H228L226 195L228 194H224L223 192H222V194L220 193V191H219V194H220V196H219V198L216 196V194L212 191V189H211V187L207 184H204ZM213 185H215L214 183H213ZM217 185V184H216ZM232 185H234V183L232 184ZM250 185V184H249ZM252 185V184H251ZM87 186V185H86ZM92 186H94V185H92ZM225 186V185H224ZM235 186V185H234ZM260 186V185H259ZM217 187V186H216ZM236 187H237V184H236ZM261 187V186H260ZM238 188H239V186H238ZM242 188V187H241ZM248 188V187H247ZM87 189H89V190H91V191H94L95 189H96V187H87ZM220 189V188H219ZM236 189V188H235ZM242 189H245V188H242ZM221 190V189H220ZM239 190H241L240 188H239ZM238 190V191H239ZM246 191L247 190H249V189H245ZM74 191V190H73ZM81 191L82 192H84V188L83 187H81ZM215 191H217V190H215ZM221 191H223V190H221ZM252 191H253V189H252ZM256 191V190H255ZM242 192V191H241ZM78 193H79V191H78ZM226 193V192H225ZM230 193V192H229ZM246 193V192H245ZM248 193V192H247ZM252 193V192H251ZM254 193H259V192H254ZM211 195H214L215 196V198H216V201L215 200H213V198L211 197ZM242 195V194H241ZM240 195V197H242ZM258 195V194H257ZM263 196H264V194H262ZM231 196V195H230ZM234 196V195H233ZM251 196V195H250ZM256 196V195H255ZM263 196H260V199H263ZM235 197V196H234ZM233 197V198H234ZM245 197H247L248 198V196H245ZM252 197H253V195H252ZM75 198H76V196H75ZM253 199H255V198H253ZM74 200V199H73ZM80 200H81V198H80ZM94 200V199H93ZM206 202H207V200L208 199H204ZM241 200H243V199H240V201ZM246 200H248V199H245V202H246ZM264 200V199H263ZM263 200H261L262 202H263ZM238 201V200H237ZM254 202H255V200H253ZM243 202V201H242ZM247 202H249V200L247 201ZM260 202V201H259ZM244 203V202H243ZM256 203H257V201H256ZM204 204V203H203ZM205 204H204V206H205ZM250 204V203H249ZM242 205V204H241ZM247 205H248V203H247ZM258 205V204H257ZM264 205V204H263ZM259 206V205H258ZM262 206V205H261ZM244 218V217H243ZM116 221V220H115ZM245 222V221H244ZM247 222V221H246ZM251 223V222H250ZM261 223H260V225H261ZM84 225V224H83ZM255 226V225H254ZM263 226V225H262ZM218 227V228H217ZM260 227V226H259ZM263 228H264V226H263ZM78 229V228H77ZM256 229V228H255ZM79 230V229H78ZM77 231V230H76ZM82 231V230H81ZM241 232V235H239V236H241L242 237V239H240V237L238 236V233H240ZM263 233V234H262ZM96 235H98V233L96 234ZM238 237V238H237ZM201 244V243H200ZM194 245V244H193ZM250 245V244H249ZM264 245V244H263ZM191 246H192V244H191ZM73 247V246H72ZM203 247V246H202ZM251 247V246H250ZM255 247V246H254ZM203 249V248H202ZM203 251V250H202ZM205 252V251H204ZM243 252V253H244ZM264 252V251H263ZM250 253H252V251L250 252ZM245 254V253H244ZM259 254V253H258ZM258 254H256V255H258ZM248 255V254H247ZM246 255V256H247ZM260 255V254H259ZM263 255V254H262ZM244 256V255H243ZM253 256H255V254L253 255ZM242 257V256H241ZM251 257V256H250ZM258 257V256H257ZM256 257V258H257ZM260 257V256H259ZM258 257V258H259ZM244 258V257H243ZM252 258V257H251ZM254 258V257H253ZM258 258L256 259V260H258ZM246 259V258H245ZM247 259H248V257H247ZM250 259V258H249ZM255 260V259H254ZM260 260V259H259ZM263 260V259H262ZM246 261V260H245ZM206 262V261H205ZM228 264H233L232 262H228V261H226ZM248 263L247 264H251L250 262H249V260L247 261ZM262 262H264V260L262 261Z\"/></svg>",
    "mask_w": 264,
    "mask_h": 264
},
{
    "label": "clouds",
    "instance_id": "9594fccd",
    "mask_svg": "<svg viewBox=\"0 0 264 264\" xmlns=\"http://www.w3.org/2000/svg\"><path fill=\"white\" fill-rule=\"evenodd\" d=\"M158 13L155 10L146 11L143 24L145 26V36H152L149 26L158 23ZM14 20H19L23 34L28 38L34 52L38 55H43L48 50V41L40 26L39 17L34 11H22L19 4H12L10 6L9 0H0V32L3 33L5 42L11 47H19L22 43L17 40L13 34L15 27ZM6 75L3 69L0 68V76ZM255 75L264 80V65L255 69ZM207 106V119L201 126L208 130L211 135L227 133L229 137L232 136L233 130L243 133L239 137L234 147L241 153L249 157H264V133L255 131H247L249 122L247 112L250 109H245L243 105L240 107L232 106L230 108H217L214 105ZM264 112V108L260 109ZM147 227V222H145ZM136 230L131 226L128 229L129 234Z\"/></svg>",
    "mask_w": 264,
    "mask_h": 264
}]
</instances>
